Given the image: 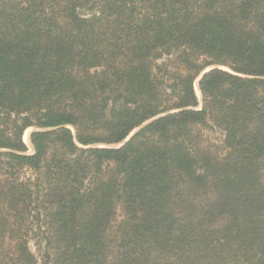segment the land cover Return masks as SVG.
Wrapping results in <instances>:
<instances>
[{
    "label": "trees",
    "instance_id": "obj_1",
    "mask_svg": "<svg viewBox=\"0 0 264 264\" xmlns=\"http://www.w3.org/2000/svg\"><path fill=\"white\" fill-rule=\"evenodd\" d=\"M0 264H264V0H0Z\"/></svg>",
    "mask_w": 264,
    "mask_h": 264
},
{
    "label": "rangeland",
    "instance_id": "obj_2",
    "mask_svg": "<svg viewBox=\"0 0 264 264\" xmlns=\"http://www.w3.org/2000/svg\"><path fill=\"white\" fill-rule=\"evenodd\" d=\"M194 88H195V91H196V95L198 96V99L200 101V92H199V89H198V81L196 80L195 83H194ZM31 129H27L25 132H24V135H23V140L24 142L27 144L28 148L29 149V152H31V146H30V143L28 142L29 141V136H30V132H31ZM207 136H209L211 139H217L219 138V133L217 132H212V133H208ZM31 248L33 251H35V247L33 246V244H31Z\"/></svg>",
    "mask_w": 264,
    "mask_h": 264
},
{
    "label": "water",
    "instance_id": "obj_3",
    "mask_svg": "<svg viewBox=\"0 0 264 264\" xmlns=\"http://www.w3.org/2000/svg\"><path fill=\"white\" fill-rule=\"evenodd\" d=\"M217 66H211V67H208V68H206V69H204L200 74H199V76H198V78H197V81L202 77V75L203 74H205L206 72H208V71H210V70H212V69H214V68H216ZM162 115H160V116H157L156 118H158V117H161ZM156 118H153L152 120H154V119H156ZM152 120H150V121H147V122H145L144 124H142L141 126H139L138 128H136L125 140H123L120 144H118V145H116L115 147H119V146H122L125 142H127L137 131H139L141 128H143L145 125H147L149 122H151ZM35 130H39V129H34V128H32L31 129V132L32 131H35ZM31 132H30V134H31ZM30 137V136H29ZM29 143H30V139H29V141H28Z\"/></svg>",
    "mask_w": 264,
    "mask_h": 264
}]
</instances>
